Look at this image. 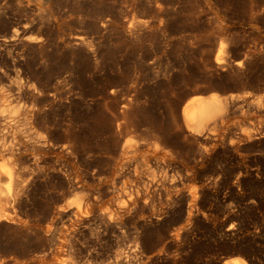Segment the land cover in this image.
<instances>
[{
	"label": "rangeland",
	"instance_id": "1",
	"mask_svg": "<svg viewBox=\"0 0 264 264\" xmlns=\"http://www.w3.org/2000/svg\"><path fill=\"white\" fill-rule=\"evenodd\" d=\"M212 93L238 100L194 133L183 107ZM0 97L39 102L75 144L40 147L5 115L0 165L28 171L0 264H264V0H0ZM76 195L88 214L60 216Z\"/></svg>",
	"mask_w": 264,
	"mask_h": 264
},
{
	"label": "bare ground",
	"instance_id": "2",
	"mask_svg": "<svg viewBox=\"0 0 264 264\" xmlns=\"http://www.w3.org/2000/svg\"><path fill=\"white\" fill-rule=\"evenodd\" d=\"M28 27V26H27ZM16 34V33H15ZM14 37V36H13ZM30 39V38H29ZM8 40V39H7ZM12 41V40H10ZM33 41V40H32ZM80 41V40H78ZM94 61V60H93ZM13 69V68H12ZM19 69V68H18ZM8 70V69H7ZM2 71V70H1ZM11 71V70H10ZM14 71V70H13ZM18 76V75H17ZM132 76V75H131ZM110 78V77H109ZM13 80V79H12ZM60 80V79H59ZM129 81V80H128ZM130 83V82H129ZM6 84V83H5ZM20 86V85H19ZM26 86V85H25ZM21 87V86H20ZM136 87V86H135ZM86 89V88H85ZM111 89V88H110ZM128 89V88H127ZM20 90V89H19ZM37 90V89H36ZM54 90V89H53ZM18 91V90H17ZM59 91V89H58ZM115 91V90H114ZM32 92H35V87H31V86H26V87H23L21 88V95L25 96L26 98H30V95L33 94ZM44 92V91H43ZM61 92V91H60ZM122 92V91H121ZM54 94V92L52 93ZM56 94V93H55ZM62 94V93H61ZM59 93V95H61ZM126 94V93H125ZM58 95V96H59ZM33 96V95H32ZM83 96V95H82ZM112 96V95H111ZM22 97V96H21ZM36 97V93H35V96ZM40 97V96H39ZM1 98V97H0ZM11 98V97H10ZM113 99V98H112ZM136 99V98H135ZM2 100V99H1ZM10 100V99H9ZM7 100V101H9ZM29 100V99H28ZM33 100H37V99H33ZM39 100V99H38ZM48 100V99H47ZM50 100V99H49ZM68 100V99H67ZM109 100V99H108ZM238 99L236 98L235 100V97L234 96H227V97H222L218 94H215V93H212L210 94L209 96H203V95H195V96H192L191 97V101L187 104H185V106L183 107V116L186 120V124H188L189 128L194 132V133H197V134H201L202 132H206L204 131L205 130V125L210 122V121H215L217 118H221L220 120L222 122H225L226 120V117L228 116V113L231 111L232 109V106L234 104V101L236 102ZM46 101V100H45ZM1 103V102H0ZM20 103V102H19ZM34 102H31V104L26 107H22L20 105H15V106H9V105H4V104H1L0 105V127L2 126L3 128H9L8 125L6 124H3V120H5V115L7 114L9 118H11L12 120H14L19 114H23L24 115V123L25 127L26 128V133L27 134H30L31 130H32V126L31 124L34 123L36 126V129H35V140L37 142V144L40 146V147H43V148H47L49 146H51L53 143H57L58 145V148L60 149V151L62 152H65V153H70L72 151V147L75 146V144L72 146L71 144V141L69 140V137L71 135V133L67 134V131L71 132V125L67 124L68 125V128L65 130L66 132V137H64L61 142H57L59 140H54L55 137L53 136V133H52V130L49 128V127H46L45 129L40 125L38 124L39 123V120H44L46 119V115L43 116L44 112L41 108L40 103L38 102L37 104H39L38 106L35 104H33ZM262 103V102H261ZM263 105V104H261ZM172 107V106H171ZM235 107V106H234ZM262 107V106H261ZM130 108V107H129ZM258 108V107H257ZM51 109V108H50ZM125 109V108H124ZM123 109V110H124ZM127 109V108H126ZM69 110V109H68ZM67 110V111H68ZM171 110V109H170ZM58 111V110H57ZM112 111V110H111ZM91 112V111H90ZM244 112V111H243ZM262 112V111H261ZM70 113V112H69ZM240 113V112H239ZM237 114V113H236ZM68 116V114H67ZM125 116V115H124ZM19 117V116H18ZM17 117V118H18ZM21 117V116H20ZM70 116H68L69 118ZM16 118V119H17ZM48 118V117H47ZM67 118V119H68ZM15 119V120H16ZM91 119V118H90ZM19 120V119H18ZM71 120V119H70ZM68 120V121H70ZM125 120V119H124ZM2 121V122H1ZM17 121V120H16ZM23 121V120H21ZM68 121L66 123H68ZM72 121V120H71ZM99 121V120H98ZM239 121V120H238ZM7 122V121H6ZM216 122V121H215ZM234 122V121H233ZM22 123V122H21ZM45 123V122H44ZM132 123V122H131ZM245 123V122H244ZM18 124V123H17ZM22 124V125H23ZM42 124V123H41ZM106 124V123H105ZM218 124V123H217ZM245 125V124H244ZM251 125V124H250ZM21 126V124H20ZM19 125L18 126H13L14 128V131H20L21 129L23 130L24 126H22V128L20 127ZM31 126V127H30ZM73 126V125H72ZM121 126V125H120ZM20 127V128H19ZM66 127V125H65ZM71 127V128H70ZM128 127V126H127ZM135 127V126H134ZM217 127V126H216ZM215 127V128H216ZM219 127V125H218ZM251 127V126H250ZM160 128V127H159ZM215 128H210L207 133H215ZM241 128V127H240ZM166 129V128H165ZM248 129V128H247ZM10 130V129H9ZM21 130V131H22ZM25 130V129H24ZM137 130V129H136ZM218 130V129H217ZM2 130L0 129V132ZM87 131V130H86ZM116 131V130H115ZM127 131V130H126ZM150 131V130H149ZM157 131V130H156ZM10 132V131H9ZM34 132V131H32ZM139 132V131H138ZM191 132V131H190ZM245 132V131H244ZM247 132H251V131H247ZM4 133V132H3ZM74 133V132H73ZM120 133V132H119ZM23 134V133H22ZM25 134V133H24ZM32 134V133H31ZM30 134V136H31ZM75 134V133H74ZM154 134V133H153ZM5 135V134H4ZM127 135V133H126ZM131 135V134H130ZM157 135V134H156ZM155 135V136H156ZM162 135V134H161ZM10 136V135H9ZM15 136V135H13ZM119 136V135H118ZM132 136V135H131ZM32 137V136H31ZM125 137V136H124ZM147 137V136H146ZM231 137V136H230ZM4 138V136L2 134H0V140H2ZM33 138V137H32ZM31 138V140H32ZM76 138V137H75ZM195 138V137H194ZM213 138V137H212ZM238 138V137H237ZM28 139V138H27ZM95 139V138H94ZM131 139V137H130ZM134 139V138H133ZM137 139V138H136ZM73 140V139H72ZM83 140V139H82ZM197 140V139H196ZM11 141V140H10ZM98 141V140H97ZM251 141V140H250ZM7 142V141H5ZM9 142V141H8ZM12 142V141H11ZM138 142V140L136 141ZM234 142V141H233ZM76 143V142H75ZM130 143V142H129ZM150 143V142H149ZM156 144V142H154ZM213 143V142H212ZM16 144V142H15ZM127 144V143H125ZM131 144H134V143H131ZM223 144V143H222ZM17 145V144H16ZM56 145V144H55ZM128 145V144H127ZM137 145H140L137 144ZM159 145V144H157ZM56 146V147H57ZM132 149V147H134V145H130ZM1 147V146H0ZM77 147V146H76ZM125 146L121 147V148H124ZM141 147V146H139ZM159 147V146H157ZM199 147V146H198ZM126 148L128 149V147L126 146ZM136 148V147H135ZM167 149V147H165ZM18 149V148H17ZM129 149V150H130ZM115 150V149H114ZM133 150V149H132ZM168 150V149H167ZM15 151V150H14ZM18 151V150H17ZM74 151V150H73ZM78 151V150H77ZM76 151V152H77ZM128 151V150H127ZM131 151V150H130ZM135 151V149L133 150ZM131 151V152H133ZM139 151V150H138ZM75 152V153H76ZM131 152H127V153H131ZM172 152V151H171ZM5 153V152H4ZM72 153V152H71ZM78 153V152H77ZM204 153V152H203ZM194 155V154H193ZM34 158H35V155H33ZM38 156V155H37ZM36 156V157H37ZM40 156V155H39ZM38 156V159L40 160ZM187 156V155H186ZM14 158V161L10 162L12 159H10L9 161L7 160V162H5L6 164H8L6 166V164L4 166H1L0 165V176L2 175V179L0 178V220L1 219H4V218H7L8 217V210H9V206L12 205L13 202L16 201V197H18L17 195L19 194L18 191L20 190L21 191V187L23 185V182L26 180V175H27V168L26 166L23 167L24 163L22 162V159H20L18 157V155L16 153H13L11 154V158ZM42 157V156H41ZM180 157V156H179ZM33 158V160H34ZM89 158V157H88ZM130 158V157H129ZM140 158V157H139ZM139 158H138V161H139ZM146 158V157H145ZM135 159V158H133ZM156 159V158H155ZM131 160V158H130ZM136 160V159H135ZM55 161V160H54ZM133 161V160H132ZM137 161V160H136ZM140 163L143 162V160L141 159V161H139ZM4 163V162H3ZM158 163V162H157ZM156 163V164H157ZM160 163V162H159ZM164 163V162H163ZM37 164V162H36ZM136 164V163H135ZM162 164V163H161ZM126 165V164H125ZM122 166V165H121ZM129 166V165H128ZM131 166V165H130ZM138 166V165H137ZM143 166V165H142ZM162 166V165H160ZM23 167V168H22ZM62 167V166H61ZM241 167V166H240ZM25 168V169H24ZM66 168V167H65ZM120 168V167H119ZM130 168V167H129ZM136 168V167H135ZM134 168V169H135ZM36 169V168H35ZM44 169V168H43ZM155 169V168H154ZM163 169V168H162ZM66 170V169H65ZM71 170V168H70ZM123 170V169H122ZM127 170V169H126ZM131 170V169H130ZM167 170V169H166ZM182 170V169H181ZM28 171V170H27ZM93 171V170H92ZM132 171V170H131ZM149 171V169L147 170V172ZM120 172V171H119ZM125 172V171H123ZM129 172V170H128ZM146 172V173H147ZM53 173V172H52ZM72 173V172H71ZM70 173V174H71ZM130 173V172H129ZM155 173V172H154ZM122 174V173H121ZM148 174V173H147ZM152 174V173H151ZM101 175V174H100ZM136 175V174H134ZM149 175V174H148ZM200 175V174H199ZM129 176V174H128ZM132 176V175H131ZM150 176V175H149ZM153 176V175H152ZM224 176V175H223ZM240 176V175H239ZM121 177V176H120ZM123 177V176H122ZM77 179V178H76ZM120 179V178H119ZM123 179V178H122ZM151 179V178H150ZM165 179V178H164ZM140 180V179H139ZM142 180V179H141ZM152 180V179H151ZM121 181V180H120ZM165 181V180H164ZM69 182V181H68ZM124 182V181H123ZM152 182V181H151ZM168 182V181H166ZM77 183V182H76ZM142 183V182H141ZM144 183V182H143ZM80 187L83 186V185H79ZM150 186V185H149ZM178 186V185H177ZM74 187V186H73ZM114 187V186H113ZM177 188V187H176ZM175 188V189H176ZM75 189V188H74ZM114 189V188H113ZM146 189V188H145ZM64 191V190H63ZM76 191V190H75ZM23 192V191H22ZM131 192V191H130ZM78 193V192H77ZM82 193V191H81ZM148 192H146L145 194H147ZM199 193V192H198ZM31 194V193H30ZM85 194V193H84ZM124 194V193H123ZM122 194V195H123ZM126 194V193H125ZM131 194H134V193H131ZM136 194H138L136 192ZM150 194V193H149ZM129 195V194H128ZM127 195V196H128ZM140 195V194H139ZM148 195V194H147ZM162 195V194H161ZM94 196V194H93ZM149 196V195H148ZM85 197V196H84ZM81 196H77L76 195V199L74 200L73 205L72 204H68L66 206H63V207H60L59 208V214L60 216L62 217H67V216H74V217H80L83 219L84 216H86L92 206V202L90 199L88 198H84ZM117 197V196H116ZM122 197V196H121ZM134 197V196H133ZM188 197V196H187ZM115 199V198H114ZM173 199V198H172ZM131 200V199H130ZM116 203V202H115ZM151 203V202H150ZM129 204V203H128ZM138 204V203H137ZM176 204V203H175ZM173 205V204H172ZM137 206V205H136ZM150 207V206H149ZM152 207V206H151ZM108 208V207H107ZM106 208V209H107ZM116 208V207H114ZM122 208H123V205H122ZM132 208H134V206H132ZM131 208V209H132ZM124 209H125V206H124ZM130 209V211H132ZM186 209V208H185ZM21 210V209H20ZM95 210V209H94ZM113 210V209H112ZM121 210V209H120ZM116 211V210H115ZM167 211V210H166ZM186 211V210H185ZM114 212V211H113ZM117 214H118V218H119V214L121 211H116ZM127 212V211H126ZM134 212V211H133ZM141 212V211H140ZM96 213V212H95ZM103 213V212H102ZM108 213H111L112 212H108ZM107 213V214H108ZM176 213V212H175ZM198 213V212H197ZM109 214V219H108V216H107V219L104 218L103 216L105 215H102V217H100V223L102 225V227H104L103 230H111L113 227H114V220L112 222H110V217L113 215ZM122 214V213H121ZM128 214V213H127ZM98 215V214H97ZM111 215V216H110ZM115 215V214H114ZM125 215V214H124ZM90 216V215H89ZM183 216V215H182ZM115 217V216H114ZM117 217V216H116ZM138 217V216H137ZM113 218V217H112ZM150 218V217H148ZM154 218V217H152ZM88 219V217H87ZM86 220V219H85ZM148 220V219H147ZM97 221V220H96ZM95 221V222H96ZM157 221V220H156ZM90 222V219L88 221V223ZM117 222V221H115ZM153 222V219H150L145 222H141V227L147 225V223H151ZM83 223V222H82ZM97 223V222H96ZM87 224V223H86ZM90 224V223H89ZM119 224V223H118ZM125 224V223H124ZM156 224V223H155ZM162 224V223H161ZM88 225V224H87ZM93 225V224H92ZM100 225V226H101ZM121 225V223H120ZM149 225V224H148ZM151 225V224H150ZM83 228V227H82ZM85 228V227H84ZM101 229V228H100ZM144 229V227H143ZM142 229V230H143ZM90 230V228H89ZM93 230V229H92ZM95 230V228H94ZM98 230V229H97ZM115 230V228H114ZM113 230V231H114ZM186 230V229H185ZM104 232V231H103ZM121 232V231H120ZM144 232V231H143ZM142 232V233H143ZM147 232V231H146ZM107 233V232H106ZM109 233V232H108ZM114 233V232H113ZM123 233V232H122ZM125 233V232H124ZM131 233V232H130ZM126 234V233H125ZM132 234V233H131ZM138 234V233H137ZM136 235V234H135ZM124 236V235H123ZM120 237V236H119ZM99 238V237H98ZM181 238V237H180ZM135 239H139L138 236L135 237ZM134 239V240H135ZM136 241V240H135ZM142 242V241H141ZM145 242V241H144ZM137 243V242H136ZM121 244V242H120ZM119 245V244H118ZM140 245V244H139ZM140 248V246H139ZM136 249V248H135ZM129 250V249H128ZM131 251V250H130ZM127 253V252H126ZM130 255V254H129ZM140 255V254H139ZM121 256V255H120ZM131 256V255H130ZM126 259V258H125ZM130 260V259H129ZM116 264V263H114Z\"/></svg>",
	"mask_w": 264,
	"mask_h": 264
}]
</instances>
